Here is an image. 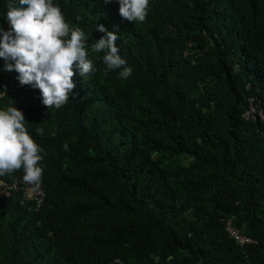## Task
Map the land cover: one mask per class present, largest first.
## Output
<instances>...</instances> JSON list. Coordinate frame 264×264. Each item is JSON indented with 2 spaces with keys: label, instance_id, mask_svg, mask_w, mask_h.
Here are the masks:
<instances>
[{
  "label": "trees",
  "instance_id": "obj_1",
  "mask_svg": "<svg viewBox=\"0 0 264 264\" xmlns=\"http://www.w3.org/2000/svg\"><path fill=\"white\" fill-rule=\"evenodd\" d=\"M53 2L95 71L47 108L0 59V110L24 113L45 192L38 210L0 203V264H264V121L243 118L251 97L264 114V0H150L142 23L117 0ZM98 25L119 29L128 79L91 51ZM2 178L24 184L22 169Z\"/></svg>",
  "mask_w": 264,
  "mask_h": 264
},
{
  "label": "clouds",
  "instance_id": "obj_2",
  "mask_svg": "<svg viewBox=\"0 0 264 264\" xmlns=\"http://www.w3.org/2000/svg\"><path fill=\"white\" fill-rule=\"evenodd\" d=\"M111 2V0H106ZM120 16L129 22H144L150 0H117ZM6 18L10 30L0 28V59L3 71L18 75L21 86L39 89L42 103L60 108L76 88L74 76L95 71L89 59L84 31L72 27L53 0H9ZM97 30L104 35L91 45L93 53L103 52L106 72L118 71L119 78L128 79L133 69L119 54V29L109 31L103 25ZM7 95L5 86L0 96ZM42 133L43 129H39ZM69 146L64 145L68 151ZM42 148L26 128L24 113L17 107L0 110V177L23 170V182L36 191L41 188ZM3 182L0 181V184ZM171 259V257H169Z\"/></svg>",
  "mask_w": 264,
  "mask_h": 264
},
{
  "label": "built area",
  "instance_id": "obj_3",
  "mask_svg": "<svg viewBox=\"0 0 264 264\" xmlns=\"http://www.w3.org/2000/svg\"><path fill=\"white\" fill-rule=\"evenodd\" d=\"M257 114L264 121V114L259 110V103L257 102V99L255 97H251L249 99V108L243 114V118L245 120H252L256 118ZM0 181L3 182L0 184V203L6 199L12 198L16 194H21L23 204H32L31 206L36 210L40 209L43 205L45 200V192L42 188L32 191L28 185L21 184L16 179L8 181L0 177ZM226 230L230 237L240 247L257 244V241L254 239L243 235L239 228L232 224V220L227 222Z\"/></svg>",
  "mask_w": 264,
  "mask_h": 264
},
{
  "label": "rangeland",
  "instance_id": "obj_4",
  "mask_svg": "<svg viewBox=\"0 0 264 264\" xmlns=\"http://www.w3.org/2000/svg\"><path fill=\"white\" fill-rule=\"evenodd\" d=\"M240 230V229H239ZM241 231V230H240Z\"/></svg>",
  "mask_w": 264,
  "mask_h": 264
}]
</instances>
